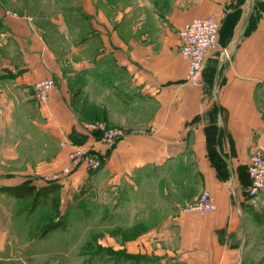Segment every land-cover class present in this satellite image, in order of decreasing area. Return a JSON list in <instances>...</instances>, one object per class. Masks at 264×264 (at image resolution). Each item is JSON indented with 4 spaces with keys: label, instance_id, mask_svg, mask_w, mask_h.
Listing matches in <instances>:
<instances>
[{
    "label": "crops",
    "instance_id": "0c3cea01",
    "mask_svg": "<svg viewBox=\"0 0 264 264\" xmlns=\"http://www.w3.org/2000/svg\"><path fill=\"white\" fill-rule=\"evenodd\" d=\"M14 1L3 0L0 11V165L40 163L43 127L66 143L64 162L72 146L93 143L81 125L105 122L126 136L111 148L94 145L105 155L99 171L83 165L66 180L73 189L149 180V262L264 264V197L253 205L245 193L249 160L264 153V0H168L153 28L149 9H98L96 36L65 78L32 17L4 16ZM224 11L218 46L191 84L178 34ZM47 78L55 87L37 106L33 85ZM6 175L3 192L31 177ZM202 191L216 208L202 217L182 213ZM8 229L2 222V260Z\"/></svg>",
    "mask_w": 264,
    "mask_h": 264
},
{
    "label": "rangeland",
    "instance_id": "374dc122",
    "mask_svg": "<svg viewBox=\"0 0 264 264\" xmlns=\"http://www.w3.org/2000/svg\"><path fill=\"white\" fill-rule=\"evenodd\" d=\"M0 1L3 4V0ZM14 2L5 4L6 12L16 17L20 14L32 17L40 28L41 39L57 56L65 78L69 63L81 59L82 44L96 36L94 22L98 9L108 15L125 12L130 7L136 14L147 13L149 9V28H153V14H158L160 19L161 9L168 0H94L92 6L88 0ZM88 5L89 14L85 8ZM44 80L48 78L40 81ZM34 85L33 101L37 106H44L54 88L48 93L47 101L41 103L35 98ZM65 145L60 137L43 127L40 163L0 165L1 176H31L21 185L33 183L36 189L58 186L55 193L34 209L33 197L17 199L0 190V228L2 222L9 223V255L0 259V264H153L149 262V180L127 183V187L92 186L85 181L73 189L66 179L83 166L79 165L66 178L44 183L42 178L61 175L68 168V155L77 146L71 147L63 162ZM99 170L87 169L91 173Z\"/></svg>",
    "mask_w": 264,
    "mask_h": 264
},
{
    "label": "built area",
    "instance_id": "2783aa9c",
    "mask_svg": "<svg viewBox=\"0 0 264 264\" xmlns=\"http://www.w3.org/2000/svg\"><path fill=\"white\" fill-rule=\"evenodd\" d=\"M1 11V1H0ZM5 17H16L4 11ZM228 16V11H224L220 16H208L202 19H195L180 30L178 34L179 47L178 53L181 58L188 63L187 82L196 85L199 77L205 67L210 51L218 46L219 36L223 22ZM53 80H44L34 85L35 98L45 103L48 93L54 88ZM90 140H93L91 146L75 147L68 155V168L61 175L44 177L41 181L44 183H53L60 178H66L71 171L79 165H84L88 170H99L105 160L102 152L95 150V144H102L108 148L112 147L117 141L126 136V133L120 129H111L105 123H92L81 125ZM249 175V184L246 187L247 195L253 205L264 196V153L261 150L255 151L247 165ZM214 210V200L207 191H202L197 200L184 207L185 214H195L204 216Z\"/></svg>",
    "mask_w": 264,
    "mask_h": 264
},
{
    "label": "trees",
    "instance_id": "16d2710c",
    "mask_svg": "<svg viewBox=\"0 0 264 264\" xmlns=\"http://www.w3.org/2000/svg\"><path fill=\"white\" fill-rule=\"evenodd\" d=\"M227 19V18H226ZM56 185L45 186L36 189L34 186H20L16 188L5 189L7 194L14 198L22 199L26 197H33V209L43 203V201L52 193L57 191Z\"/></svg>",
    "mask_w": 264,
    "mask_h": 264
}]
</instances>
